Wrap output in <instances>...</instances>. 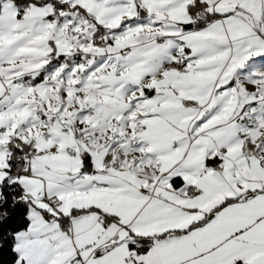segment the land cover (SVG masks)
I'll return each mask as SVG.
<instances>
[{"label": "snow or ice", "instance_id": "snow-or-ice-1", "mask_svg": "<svg viewBox=\"0 0 264 264\" xmlns=\"http://www.w3.org/2000/svg\"><path fill=\"white\" fill-rule=\"evenodd\" d=\"M0 264H264V0H0Z\"/></svg>", "mask_w": 264, "mask_h": 264}]
</instances>
